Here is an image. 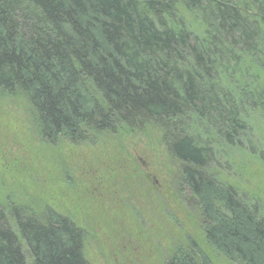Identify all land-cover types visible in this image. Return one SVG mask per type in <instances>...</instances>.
Returning <instances> with one entry per match:
<instances>
[{"label":"trees","instance_id":"trees-1","mask_svg":"<svg viewBox=\"0 0 264 264\" xmlns=\"http://www.w3.org/2000/svg\"><path fill=\"white\" fill-rule=\"evenodd\" d=\"M0 96L50 146L159 131L202 218L165 264H215L204 236L233 264H264V212L210 169L242 111L264 114V0H0ZM85 238L67 216L0 202V264H88Z\"/></svg>","mask_w":264,"mask_h":264},{"label":"rangeland","instance_id":"rangeland-1","mask_svg":"<svg viewBox=\"0 0 264 264\" xmlns=\"http://www.w3.org/2000/svg\"><path fill=\"white\" fill-rule=\"evenodd\" d=\"M184 16L199 35L197 21ZM240 120L237 142L211 144V173L264 212V114L246 108ZM153 129L50 146L22 104L0 98V202L69 217L86 234L88 264H165L175 243L200 232L202 218L195 200H181L180 165ZM201 244L215 264H233L205 236Z\"/></svg>","mask_w":264,"mask_h":264}]
</instances>
